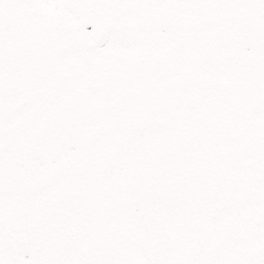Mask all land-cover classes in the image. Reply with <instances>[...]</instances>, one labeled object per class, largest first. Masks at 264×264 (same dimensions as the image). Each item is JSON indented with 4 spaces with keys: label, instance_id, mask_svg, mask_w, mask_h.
Listing matches in <instances>:
<instances>
[{
    "label": "rangeland",
    "instance_id": "obj_1",
    "mask_svg": "<svg viewBox=\"0 0 264 264\" xmlns=\"http://www.w3.org/2000/svg\"><path fill=\"white\" fill-rule=\"evenodd\" d=\"M58 1L62 0H0V80L7 75L4 8L9 5L21 29L49 27L60 17L58 30H74L85 16ZM162 1L158 12L138 13L140 26L154 30V50L140 63L134 81L124 91L103 93L97 91L103 79H91L90 90L96 91L81 95L86 99L80 101L106 110L104 116H91L93 124L86 127L82 141L62 136L71 128L66 102L79 98L42 95V101L50 102L41 103L36 123L45 135L41 146L50 148V138L59 136L63 140L55 141L60 144L57 149L63 154L84 150L88 162L83 168L79 163L78 168L64 169V186L52 201V212H67L65 197L72 186L67 182H78L72 186V193L79 196L73 202L76 208L69 210L73 227L68 232L66 222L62 228L58 225L48 233V243L41 236L37 251L30 242L36 264H85L80 252L86 227L83 190L93 243L99 239L103 219L108 223L120 216V226L112 222L104 234L105 246L117 256L115 263L98 256L100 264H212L225 253L227 260L218 264H264V181L258 183L264 0ZM90 10L99 13L101 7ZM106 16L90 14V20ZM144 34L139 29L138 38ZM105 41L103 36L93 54L105 52L100 49ZM86 42L78 41L76 50ZM53 47L57 53L65 52L64 44ZM5 88L0 89V115L5 118L8 113L11 124L5 130L0 124V148L8 142L7 149H18L22 135L28 139L33 133L34 120L19 135L20 125L28 120L19 118L17 108L7 110ZM62 159L67 156L41 162L23 188L46 174L38 170L56 168ZM124 188L126 196L120 191ZM9 197L14 203L20 194ZM121 199L125 206L115 213ZM110 214L114 216L108 218ZM28 239L37 240L33 235ZM102 244L91 250V259ZM29 259L24 255L23 261Z\"/></svg>",
    "mask_w": 264,
    "mask_h": 264
},
{
    "label": "flooded vegetation",
    "instance_id": "obj_2",
    "mask_svg": "<svg viewBox=\"0 0 264 264\" xmlns=\"http://www.w3.org/2000/svg\"><path fill=\"white\" fill-rule=\"evenodd\" d=\"M160 1L163 2L162 0L58 1V4H66L71 10L76 13H82L85 16V20L71 31L67 28L63 30L57 29L61 21L60 17L52 22L49 27L43 25L45 27L37 29H21L20 22L16 24L14 13L10 12L9 5L4 8L5 57L3 62L7 75L3 80H0V89L3 90L6 86L4 93L7 110L17 108L19 118L28 120L23 125H20L19 135L21 131H26L29 128V123L32 120H34L32 124L34 130L28 139L25 137L27 136L26 133L22 135L18 141V149H7L10 146L8 142L3 144L2 149L0 148V238L3 234L6 239V242L0 241V264H36V255L33 248L29 246L30 242H34V249L37 251L38 247L35 244L40 242L38 240L41 236H44V241L48 243L49 240L46 239L48 238V233H51L54 229L57 230L58 225L62 228L64 222H66L64 228L68 229V232L73 227L69 210L73 207L76 208L73 202H77L79 196L78 193L74 192L76 196L72 193V186L77 187L79 185L78 182L76 184L75 182L72 183L71 179L67 182V184L72 186L65 197L66 202H68L66 213H55V210L52 212L55 207L52 201H54V197L57 196L59 190L63 189L64 182L61 176L67 165L71 168H78L76 165L81 163V168L86 167L88 154L84 150H74L63 154L64 151L57 149L60 144L57 143L55 145V141H62L63 139L55 135L50 138V141H52L50 148L47 149L45 148L46 146H41L42 136L45 135L40 125L37 127L36 123L40 119L39 110L41 109V103L47 105L50 102L42 101V95L72 94L79 98L73 104L66 102V104H70L67 115L71 128L69 133H66V135L62 134V136H68L67 138L78 142L82 141L84 133H86V127L89 124H93L90 122L91 116H104L106 110L104 107L96 108L97 106L94 103L80 101L81 99H86L81 95L96 91L94 88L90 90L88 84L91 79H103V85L97 88V91L103 93L124 91L128 87L126 84L132 80L134 81V78L137 77L140 63L146 58L149 60L154 50V30L148 32L147 28L140 26L137 19L138 13L143 11L147 13L158 12ZM98 3L101 5L99 13L90 10V7H96ZM143 8L145 10H142ZM60 14H62V10ZM90 14L107 16L103 19L94 18V20H90ZM88 24L89 27L86 28L85 26ZM164 24L165 22L160 26L163 27L162 25ZM139 29L145 31L144 36L140 37L141 39L138 38ZM101 31H103L102 35L106 39V45H101L100 49L105 50V52L100 51L98 55L93 54L96 49H99L96 44L103 37L101 36L91 50L82 53L92 38ZM58 33V37L53 36ZM89 35L91 36L88 37ZM86 40L85 45L81 49L76 50L78 47L77 42H85ZM57 42L59 45L64 44L63 49L65 52H55L53 46ZM260 94V152L262 158L259 167L261 176L259 183L261 184L264 181V78ZM15 95L18 96L16 97ZM14 96L16 97L15 99ZM52 98L53 96L50 97V100ZM52 107L51 109H53ZM3 114L0 115V124H3L2 126L5 130L11 123L8 113L5 118L2 117ZM1 137L3 135H0V140ZM32 146L35 148H30ZM55 146L56 148H54ZM59 155L61 157L67 156V160L62 159L56 168L46 171L38 170L46 174L38 175L40 178L37 177L34 185L24 186L23 188L22 185L26 183L29 175L36 170L35 168L41 167V162H49ZM45 167L47 165L42 166V168ZM120 191L123 192L122 196H126L124 192H128V188ZM15 192H18L20 197L16 202L12 203L9 196ZM82 196V223L86 227L84 244L80 252L83 254L84 263L100 264V259L104 256L107 257V260H111V263H115L114 260L117 256L113 257L115 251L105 246L107 238L106 236L104 237V234L107 233L106 227L111 225L112 222L116 226H120V216L108 215V218L114 216L108 222L109 224L103 219L99 229V239L93 243L88 225L89 213L88 204H86L88 200L87 194L85 196V190H83ZM119 202L115 213L125 206V199H121ZM17 225L22 228L17 230L15 228ZM30 235H33L37 240L28 239ZM102 238H104L103 244L101 242ZM97 243L103 245L102 248L100 246L96 248L100 255L93 256V259H91V250L95 249ZM192 250L194 251L195 248H192ZM24 255L30 256L31 259L23 261ZM98 256H101L99 260ZM226 256L225 253V256L217 257L212 264L224 263L227 260ZM69 258L70 260L73 258L72 249L69 253ZM203 259L204 257H202ZM38 264L52 263L40 261ZM66 264H72V261Z\"/></svg>",
    "mask_w": 264,
    "mask_h": 264
},
{
    "label": "water",
    "instance_id": "obj_3",
    "mask_svg": "<svg viewBox=\"0 0 264 264\" xmlns=\"http://www.w3.org/2000/svg\"><path fill=\"white\" fill-rule=\"evenodd\" d=\"M96 39H97V37L90 43V45L88 46V49L93 45V43L95 42Z\"/></svg>",
    "mask_w": 264,
    "mask_h": 264
}]
</instances>
